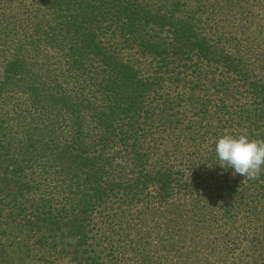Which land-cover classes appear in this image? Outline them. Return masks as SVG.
Listing matches in <instances>:
<instances>
[{
	"label": "trees",
	"instance_id": "obj_1",
	"mask_svg": "<svg viewBox=\"0 0 264 264\" xmlns=\"http://www.w3.org/2000/svg\"><path fill=\"white\" fill-rule=\"evenodd\" d=\"M252 0H0V264H264Z\"/></svg>",
	"mask_w": 264,
	"mask_h": 264
},
{
	"label": "clouds",
	"instance_id": "obj_2",
	"mask_svg": "<svg viewBox=\"0 0 264 264\" xmlns=\"http://www.w3.org/2000/svg\"><path fill=\"white\" fill-rule=\"evenodd\" d=\"M215 152L222 169H233L249 180L264 172V139H250L246 133L223 134L215 141Z\"/></svg>",
	"mask_w": 264,
	"mask_h": 264
},
{
	"label": "rangeland",
	"instance_id": "obj_3",
	"mask_svg": "<svg viewBox=\"0 0 264 264\" xmlns=\"http://www.w3.org/2000/svg\"><path fill=\"white\" fill-rule=\"evenodd\" d=\"M213 0H208L212 2ZM251 8L252 13L256 20V28L253 33L250 34L254 40V46L258 52L264 51V0H252Z\"/></svg>",
	"mask_w": 264,
	"mask_h": 264
}]
</instances>
